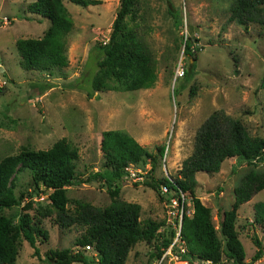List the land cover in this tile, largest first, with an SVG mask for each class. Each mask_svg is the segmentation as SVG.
Instances as JSON below:
<instances>
[{
  "label": "rangeland",
  "instance_id": "obj_1",
  "mask_svg": "<svg viewBox=\"0 0 264 264\" xmlns=\"http://www.w3.org/2000/svg\"><path fill=\"white\" fill-rule=\"evenodd\" d=\"M29 1L0 0V158L22 146L48 148L62 137L75 145L74 170L78 177H84L89 171L104 167L99 148L101 130L118 129L149 151L154 150L155 144H163L152 173L170 175L190 153L197 126L217 108L237 117L248 134L264 136V26L248 23L244 28L227 20L230 0H134L124 19L148 54L154 81L146 88L99 89L91 95H87L89 78L100 58L96 44L108 39L119 0H99L86 6L64 0L71 18V27L64 35L67 63L49 70L25 69L19 63L15 39L40 36L48 24L46 18L26 11ZM169 1L179 5L181 21L177 27L167 12ZM184 32L191 44L189 54L182 52ZM177 62L184 69L190 64L194 68L189 80L173 94V87L182 81V75L174 76ZM87 77L88 84L84 81ZM109 82L117 84L112 79ZM148 163V158L144 163L128 162V170L134 176L129 172L112 179L110 185L118 187L117 197L139 203L138 219L160 220L161 229L164 201L156 190L143 183L148 176V170L144 171ZM263 168L264 160L253 162L232 156L222 160L216 172H195L193 195L210 208L214 226L218 223L217 208L230 207L232 189L242 175ZM14 182L12 191L15 196L23 194L21 202L2 207L0 212L15 221L23 210L22 204L28 203L24 210L32 221L38 219L37 223L47 232L42 241L36 237V254L25 240L19 239L14 264H46L41 258L48 250L63 247L80 250L92 260L90 264H97L91 244L87 248L73 244L85 225L61 226L55 221L53 210L40 214L48 204L49 190L33 187L29 169L19 170ZM65 195L66 207H72L74 199L104 206L111 198L106 183L97 179L68 185ZM190 197L186 191L182 210L187 214L191 212ZM256 201L264 202V188L239 204L234 219L244 250L243 260L248 264H264V226L252 220ZM254 239L259 242L261 255L252 261ZM153 243L154 240L135 242L123 264H147ZM173 248H165L159 258L153 256L151 263L177 264L179 258H175ZM193 261L199 264L201 260Z\"/></svg>",
  "mask_w": 264,
  "mask_h": 264
},
{
  "label": "trees",
  "instance_id": "obj_2",
  "mask_svg": "<svg viewBox=\"0 0 264 264\" xmlns=\"http://www.w3.org/2000/svg\"><path fill=\"white\" fill-rule=\"evenodd\" d=\"M65 1L82 6L99 2ZM133 3L134 0H119L107 41L96 44L100 58L96 60V69L89 78V84L88 77L84 79L89 87L87 95L99 89L131 90L152 85L155 74L148 54L124 19L130 13ZM25 9L36 16L39 15L38 17L46 18L48 24L40 36L15 39L14 45L20 65L25 69L45 70L65 66L67 59L64 53V35L71 27V18L64 0H30ZM228 10L227 20L244 28L248 23L264 26V0H230ZM167 12L173 25L177 27L181 21L179 5L169 1ZM182 45V52L189 54L191 44L186 35L182 39ZM193 68V64H190V68L183 70L182 81L173 87V94L178 92L183 82L189 80ZM111 79L117 84L110 83ZM189 90L192 92L191 87ZM96 95L94 96L97 97ZM100 135L99 148L103 152L104 167L89 171L84 177H78L74 170V159L77 156L75 145L62 137L45 149L22 146L17 152L2 156L0 209L20 204L23 194L15 196L12 188L16 173L27 168L33 187L49 190L48 204L40 214L46 215L53 210L55 221L61 226L72 223L85 225L79 236L74 238L73 244H91L95 250L97 264H123L129 247L140 240H154V249L149 252L147 263L154 264L151 263V258L160 257L173 237V229L165 222L160 229V220L138 219L139 203L117 197L118 187L110 185L112 179L127 174L124 166L128 162L144 163L145 158H148V176L143 179V183L156 190L159 199L164 198L159 192L160 184H165L167 190L178 199L180 191L185 195L187 191L191 196L190 214L182 211L181 215L179 238L183 241L184 249L179 251V254L188 260H201L202 264H248L243 260L244 250L234 226V219L239 204L264 188V168L248 170L242 175L232 189L233 200L230 207L216 210L217 227L212 222L210 208L193 195L196 183L194 173L198 170L216 172L221 161L232 156L253 162L263 161L264 136L248 134L237 117L220 108L213 109L195 129L192 149L180 161L175 173L154 176L152 170L162 155L163 144H155L154 150L149 151L133 136L118 129H103ZM91 179L103 180L106 183L111 197L109 202L98 206L74 199L72 207H66V186ZM22 205L23 210L18 213L15 221L0 212V264H14L17 252L15 246L19 239L25 240L36 254V237H40L39 241L47 237L46 230L37 223L38 219L32 221L29 213L24 210L28 203ZM252 220L264 226V202L253 203ZM254 242L256 249L252 253V261L261 255L258 240L254 239ZM41 259L46 264H69L72 261L90 264L92 261L80 250L72 251L69 247L49 249L44 259Z\"/></svg>",
  "mask_w": 264,
  "mask_h": 264
},
{
  "label": "built area",
  "instance_id": "obj_3",
  "mask_svg": "<svg viewBox=\"0 0 264 264\" xmlns=\"http://www.w3.org/2000/svg\"><path fill=\"white\" fill-rule=\"evenodd\" d=\"M184 38H185V32H184ZM107 41V40H106ZM104 39H102L100 42L101 43H105L106 42ZM183 64L180 62H177L176 67L174 69V76H181L183 74ZM149 164V163H148ZM148 167H146L144 169V171H146V169H148ZM125 171L127 172V174H129V170H128V166L125 165L124 166ZM131 176H134L133 172H130ZM165 176H168L169 174L164 173ZM167 188L165 184H160L159 185V192L164 196L163 201H164V206H165V219L164 222L165 224L169 227L172 228L174 231L173 237L170 241V243L168 244V246L166 247L167 250L171 249L172 247L175 246V250L173 248V250L175 251V258H179L177 259V264H197L195 263V261L193 260H188L186 258H183L181 256V254H179V251H183L184 249V244L183 241L180 240L179 238V230H180V220H181V215H182V207H183V200L184 197H186V195L180 191L179 192V199L177 198V196H174L172 194L168 195L167 192ZM84 247H89V245L85 244ZM95 255V252H94ZM93 255V256H94ZM94 260H96V255L93 257ZM206 262V261H203ZM199 264H202V261L199 262Z\"/></svg>",
  "mask_w": 264,
  "mask_h": 264
},
{
  "label": "crops",
  "instance_id": "obj_4",
  "mask_svg": "<svg viewBox=\"0 0 264 264\" xmlns=\"http://www.w3.org/2000/svg\"><path fill=\"white\" fill-rule=\"evenodd\" d=\"M194 175H195V173H194ZM196 178V177H195ZM197 183V182H196Z\"/></svg>",
  "mask_w": 264,
  "mask_h": 264
}]
</instances>
